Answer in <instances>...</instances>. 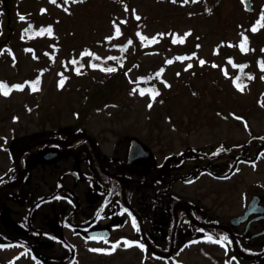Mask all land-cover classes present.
<instances>
[{
	"label": "rangeland",
	"instance_id": "1",
	"mask_svg": "<svg viewBox=\"0 0 264 264\" xmlns=\"http://www.w3.org/2000/svg\"><path fill=\"white\" fill-rule=\"evenodd\" d=\"M252 7L248 12L242 0H0V83L14 87L7 96L0 91V137L18 125L33 131L35 122L57 120L71 128L83 124L105 138L115 136L112 131L143 142L152 137L154 145L155 137L167 138L170 151L178 153L188 146L208 150L220 142L239 145L264 135V71L257 63L264 57V22L257 25L264 15V0H252ZM30 23L37 28L52 26L53 34L42 40L28 38L23 32ZM138 29L150 37L166 36L153 48L128 43L122 80L77 75L74 67L59 72L63 58L79 57L86 49L101 56L121 53L119 44ZM174 33L185 36V43L172 41ZM245 34L252 39L247 52L240 49ZM240 56L249 60L252 69L258 66L251 86L242 91L232 84L236 72L232 59ZM162 66L161 96L153 100L151 94L141 95L138 76ZM65 75L67 84L60 87ZM38 76L39 93L31 89ZM157 145L164 146L161 141ZM111 146L107 143L105 149L109 152ZM249 150L250 158L239 163L230 179L203 175L197 181V197L210 205L222 202L224 218L241 213L253 194L264 201L262 140L253 139ZM11 163L0 151V164ZM114 244L120 246L112 252ZM136 244L142 243L110 241L99 254L90 249L101 246L90 243L79 264H256L236 258L226 245L208 239L165 258ZM258 244L264 245V237ZM0 264L39 263L28 254L19 257L8 251L0 255Z\"/></svg>",
	"mask_w": 264,
	"mask_h": 264
},
{
	"label": "flooded vegetation",
	"instance_id": "2",
	"mask_svg": "<svg viewBox=\"0 0 264 264\" xmlns=\"http://www.w3.org/2000/svg\"><path fill=\"white\" fill-rule=\"evenodd\" d=\"M34 124L33 131L18 125L0 137L1 153L12 161L7 167L0 164L1 256L15 251L49 264H79L90 243L103 250L110 241L133 239L169 246L174 254L208 236L220 241L225 228L245 237L264 227V219L249 225L255 215L234 226L233 216L222 217V202L210 205L197 197L203 175L220 181L233 175L241 147L230 151L235 145L228 141L173 153L167 138L155 137L164 144L158 147L151 137L141 141L148 159L129 163L133 137L116 131L111 138L96 136L83 124L71 128L57 120ZM107 143L112 144L109 152ZM15 173L18 178L9 180ZM200 216L203 225L197 223ZM91 230L100 236L87 237Z\"/></svg>",
	"mask_w": 264,
	"mask_h": 264
},
{
	"label": "trees",
	"instance_id": "3",
	"mask_svg": "<svg viewBox=\"0 0 264 264\" xmlns=\"http://www.w3.org/2000/svg\"><path fill=\"white\" fill-rule=\"evenodd\" d=\"M51 28V26H40L36 27L33 23H30V25L24 30L23 34L25 36H28V38H35L38 39L41 38V40L46 36L49 35L51 36L53 34V29L51 34H48L47 29ZM42 30H44L42 32ZM37 33H42L37 35ZM165 34H157L156 36L150 37L147 34L143 32L142 29H138L136 31V34H130L128 38L121 44H119V47L122 48V52L119 54H109L107 56H101L97 54L96 52L86 49L81 56L79 57H71L70 59L63 58L61 62V66L59 69V72L61 71V68H65L67 70H70L71 67H74V73L77 75L80 74H88V75H93L96 79L102 78L106 75H111L119 77L121 80L124 78V74L126 73L127 69V59H126V54H125V47L128 45L130 42H136L137 45L139 46L140 44H143L144 47L147 48H153L157 45V43H162V39L165 38ZM244 36L248 37V43L247 47H251L252 39L250 34H245ZM172 41L179 42L180 40H183V43L186 41L185 36H179L177 33H174L171 35L170 38ZM75 61V63H73ZM264 62V57H260L257 61V63L260 65ZM232 65L236 69V72L232 78V84L234 87L241 91L240 88L237 87V84H239L243 90H245L247 87L251 86L252 82L254 81L256 77V72L258 71V66L256 64V68L252 69L250 66L249 60L245 59L244 57L242 58L241 56L239 59L235 60L232 59ZM246 67H241L245 66ZM108 68H114L116 69L115 71L109 72L107 71ZM264 71V70H263ZM164 72H165V66H162L158 69H155L154 71L147 72L140 74L137 79V88L138 92L140 93V90H145V94H151V91L154 90L159 93L155 98H159L162 94L160 82H165L164 79ZM159 73V75H157ZM98 75V77H97ZM64 85L67 84V78L68 76L65 75ZM251 77V78H250ZM40 78L38 76L34 81H37ZM95 83V81L93 82ZM3 84L8 86V89L14 88L12 84H9L7 82H3ZM16 86V85H15ZM105 96V95H104ZM103 96V97H104ZM83 114V113H81ZM245 153H249V151H245ZM243 161L241 158H237L234 163V169L236 168V165L240 162ZM217 173V172H215ZM17 177V174H14L10 179H14ZM201 217V216H200ZM204 219L203 217H201ZM208 222H213L211 219L207 220ZM237 242L239 246L244 250L252 254H257L259 252L264 251V245L260 246V249L257 250L255 246H257L258 241L257 239H243L240 236H236ZM231 241V243H229ZM226 243H228V246L230 249H233V238L228 236V239L226 240ZM168 249V247L166 248ZM149 251V250H148ZM236 258H239L240 260L243 261H249V262H259L258 258H253V259H247L239 256L237 253L234 254Z\"/></svg>",
	"mask_w": 264,
	"mask_h": 264
},
{
	"label": "water",
	"instance_id": "4",
	"mask_svg": "<svg viewBox=\"0 0 264 264\" xmlns=\"http://www.w3.org/2000/svg\"><path fill=\"white\" fill-rule=\"evenodd\" d=\"M244 3L245 8L248 11H252V1L251 0H242ZM262 138L264 139V136H262ZM246 148L249 147V142L247 144L244 145ZM149 153L148 149L137 139V138H133L131 139L130 142V148H129V163H132L136 160L139 159H145L147 160L148 158L146 157V154ZM193 178L189 179V181H192ZM253 214H257L258 216H256L255 218L251 219L249 222V225H251V223L255 220H258L260 218H264V205L260 204V197L255 195L252 200L249 202L248 204V208L246 209V211L244 212L243 215L234 217L232 219V223L234 225H239L242 222L246 221L247 218L250 215ZM96 234L94 231H91L88 235H94ZM264 235V228L253 234L252 238L258 237Z\"/></svg>",
	"mask_w": 264,
	"mask_h": 264
},
{
	"label": "snow or ice",
	"instance_id": "5",
	"mask_svg": "<svg viewBox=\"0 0 264 264\" xmlns=\"http://www.w3.org/2000/svg\"><path fill=\"white\" fill-rule=\"evenodd\" d=\"M81 2H82V0H81ZM172 2L175 3L176 0H172ZM53 3H55V0H53ZM19 18H20L21 20L25 19L23 16H20ZM136 19L139 20L140 17H139V16H136ZM261 22H264V15H262V16L260 17V20L257 22V25H260ZM257 30H258V29H257V26H254V27L251 29V31H253V32H255V31H257ZM43 31H44V30H42V32H43ZM47 32H48V34H51L52 29H51V28H48V29H47ZM116 33H117V35L120 34V29H119L118 26L116 27ZM39 34H42V33H37V35H39ZM242 35H243V34H242ZM174 42H176V41H174ZM179 42L183 43V40H180ZM247 43H248V37H247V36H244V37H243V41H242V43L240 44V49H241V51H243V52H247V51H248ZM178 59H180V58H178ZM183 59H186V58H183ZM171 62H172V61H168V63H171ZM73 63H75V61H73ZM200 63L203 64L204 61H200ZM234 66H235V65H234ZM189 67H191V65H189ZM241 67H242V68H243V67H246V65H245V66H241ZM261 68H262V70H264V62H262V64H261ZM115 70H116V69H114V68H108V69H107V71H109V72H112V71H115ZM157 75H159V73H158ZM250 78H251V77H250ZM63 83H64V81L62 80V81L60 82V85H59V86H60V87H63ZM38 85H39V80H37V81H35V82H31V89H32V91H38V90H39ZM237 87L240 88L241 91L243 90L242 87H241L239 84H237ZM15 88H16V90H21V91L23 90V86H22V85H17V86H15ZM0 91H2V92H3V95H5V96H7V95L10 94V90L8 89V86L5 85V84H3V83H0ZM134 91H135V90H134ZM140 94H141V95H144V94H145V90H140ZM151 95H152V99L154 100L155 97H156L157 95H159V93L156 92V91H154V90H152V91H151ZM149 107H151V105H149ZM238 119H239V118H238ZM133 224H134V226H135V218H133ZM136 230L139 231V228L137 227ZM93 239H96V237H93ZM207 239H208L210 242L217 243V242L226 241L228 238H227V236H224V237H221V238H220V241H216V240H213V238H212L211 236H208ZM194 242H195V241H194ZM124 243H125V245H126L127 247H132V246H133V243H132V242L124 241ZM229 243H231V241H229ZM119 246H120L119 244H114V245H112V249H111V251L114 252V251L116 250V248H118ZM136 246L141 247L142 249L145 247L143 244H136ZM90 250H91V251H102V250H100V249H90ZM106 254H111V252H107Z\"/></svg>",
	"mask_w": 264,
	"mask_h": 264
},
{
	"label": "bare ground",
	"instance_id": "6",
	"mask_svg": "<svg viewBox=\"0 0 264 264\" xmlns=\"http://www.w3.org/2000/svg\"><path fill=\"white\" fill-rule=\"evenodd\" d=\"M241 254L245 255V256H249L247 253H245L243 250H241L240 248L237 249Z\"/></svg>",
	"mask_w": 264,
	"mask_h": 264
}]
</instances>
